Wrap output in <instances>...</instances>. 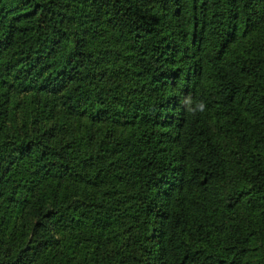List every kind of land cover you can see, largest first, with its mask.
Listing matches in <instances>:
<instances>
[{"label":"trees","instance_id":"1","mask_svg":"<svg viewBox=\"0 0 264 264\" xmlns=\"http://www.w3.org/2000/svg\"><path fill=\"white\" fill-rule=\"evenodd\" d=\"M0 264H264V0H0Z\"/></svg>","mask_w":264,"mask_h":264},{"label":"clouds","instance_id":"2","mask_svg":"<svg viewBox=\"0 0 264 264\" xmlns=\"http://www.w3.org/2000/svg\"><path fill=\"white\" fill-rule=\"evenodd\" d=\"M183 102L186 106H188V112L192 113L193 115H195L198 111L203 112L205 110V104L202 101L197 103L194 107L191 106L192 101L190 97H185Z\"/></svg>","mask_w":264,"mask_h":264}]
</instances>
